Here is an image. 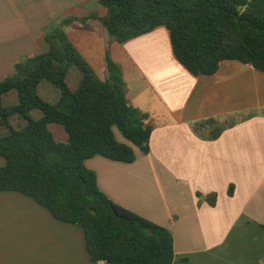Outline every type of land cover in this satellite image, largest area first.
<instances>
[{"label":"crops","instance_id":"obj_1","mask_svg":"<svg viewBox=\"0 0 264 264\" xmlns=\"http://www.w3.org/2000/svg\"><path fill=\"white\" fill-rule=\"evenodd\" d=\"M106 14L96 0H0V77L20 59L46 53V36L57 28L64 29L98 75H106L109 53L124 70L129 103L158 126L148 154L115 129L117 140L131 145L136 159H88L100 190L170 231L172 264H264V72L223 61L216 74L195 76L176 59L165 27L121 45L98 20L80 22ZM74 74L78 88L82 75L74 69L69 81ZM9 94L16 105L14 91L4 103ZM230 117L236 124L216 140L194 131L198 122ZM58 142L67 143L68 134ZM4 164L0 159V167ZM213 194L215 205L208 200ZM0 264L97 263L80 225L56 219L27 195L1 191Z\"/></svg>","mask_w":264,"mask_h":264},{"label":"trees","instance_id":"obj_2","mask_svg":"<svg viewBox=\"0 0 264 264\" xmlns=\"http://www.w3.org/2000/svg\"><path fill=\"white\" fill-rule=\"evenodd\" d=\"M105 17L92 16L123 45L158 27L170 32L176 59L195 76L217 73L223 61H239L264 72V0H96ZM48 51L20 59L14 72L0 80V192L16 191L36 200L61 221L80 225L96 263L172 264L174 239L166 228L123 208L99 188L88 159L102 156L133 163V146L150 152V137L158 124L132 106L120 68L107 55L109 75L101 78L63 28L46 36ZM76 69L81 81L69 84ZM47 83L60 91L57 103L40 93ZM16 92L18 103L6 106L4 96ZM41 114L34 118L33 113ZM26 121L20 130L10 120ZM252 115H248L251 117ZM59 124L68 142H58L50 130ZM236 124L233 117L196 123V134L216 140ZM117 129L131 145L121 143ZM207 132V134H203ZM229 194H233L230 188ZM211 205L216 195H210Z\"/></svg>","mask_w":264,"mask_h":264},{"label":"rangeland","instance_id":"obj_3","mask_svg":"<svg viewBox=\"0 0 264 264\" xmlns=\"http://www.w3.org/2000/svg\"><path fill=\"white\" fill-rule=\"evenodd\" d=\"M99 22V21H98ZM100 24H101V22H99ZM84 25H86V23L84 24ZM101 26H102V29H103V32H105V33H107L108 34V32L106 31V29L103 27V25L101 24ZM109 35V34H108ZM110 36V35H109ZM111 37V36H110ZM115 39V38H114ZM109 53H107V55H108ZM118 66V65H117ZM120 68V67H119ZM107 70H108V68H107ZM14 72V69H13V71H11V72H9V73H6V74H4V75H2L1 77H0V80H2V79H4L5 77H7V76H9L10 74H12ZM122 73V76H123V73H124V70H123V72H121ZM101 74V75H100ZM99 75H100V77H102L103 79H105V77L107 76V75H109V72L107 71L106 72V75H104V76H102V73H100ZM75 75L76 74H74V75H72L71 76V78H70V86H71V88L73 89V90H76V85H77V80L75 79ZM124 78V77H123ZM128 81H129V84H130V86H134V80H133V77L132 76H129L128 77ZM40 93H41V96L45 99V100H47V101H49V102H51V103H57L58 101H59V99H60V91L58 90V89H56V88H54L53 86H51V85H49V84H47V83H44L42 86H41V88H40ZM15 102H16V98H15V96L14 95H12V94H9V95H7L6 96V99H5V105L6 106H10V105H14L15 104ZM34 116L36 117V118H38L39 116H40V114L38 113V112H35L34 113ZM10 124H11V126L13 127V128H15V129H22V128H24L25 126H26V121L24 120V119H22V118H20L19 116H14V117H12L11 118V120H10ZM50 128H51V131L54 133V135H55V137H56V139L58 140V141H66L67 140V134H66V132H65V130H64V128L61 126V125H59V124H56V123H54L53 125H51L50 126ZM5 130H7L6 128H4L3 126H0V134H3L4 132H5Z\"/></svg>","mask_w":264,"mask_h":264},{"label":"built area","instance_id":"obj_4","mask_svg":"<svg viewBox=\"0 0 264 264\" xmlns=\"http://www.w3.org/2000/svg\"><path fill=\"white\" fill-rule=\"evenodd\" d=\"M97 264H109L108 262H101V263H97Z\"/></svg>","mask_w":264,"mask_h":264}]
</instances>
